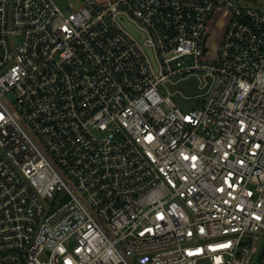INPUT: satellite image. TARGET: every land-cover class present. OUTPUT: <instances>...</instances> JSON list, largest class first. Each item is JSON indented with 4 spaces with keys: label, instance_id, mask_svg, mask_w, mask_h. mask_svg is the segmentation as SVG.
I'll return each mask as SVG.
<instances>
[{
    "label": "built area",
    "instance_id": "1",
    "mask_svg": "<svg viewBox=\"0 0 264 264\" xmlns=\"http://www.w3.org/2000/svg\"><path fill=\"white\" fill-rule=\"evenodd\" d=\"M75 2L0 0V264H251L246 244L264 236V13ZM217 8L230 17L204 61ZM182 83L194 93L172 89Z\"/></svg>",
    "mask_w": 264,
    "mask_h": 264
},
{
    "label": "rangeland",
    "instance_id": "2",
    "mask_svg": "<svg viewBox=\"0 0 264 264\" xmlns=\"http://www.w3.org/2000/svg\"><path fill=\"white\" fill-rule=\"evenodd\" d=\"M243 5H249L253 8L258 9L262 13H264V0H237ZM56 5L62 10L65 11L70 3L76 5L75 0H54ZM229 13L226 12L223 8H217L211 17V20L208 25L207 33L209 34L207 47L209 49V53L203 56L204 61H209L212 57H216L221 41L226 32L227 24L229 21ZM20 38L15 39V43H19ZM162 93L166 96H170L173 102L184 111L192 108L194 105L192 101H188L185 98V93L182 90L173 94L170 89H162ZM13 97H8V99H12ZM246 246L250 250V260L251 264H258L260 255L264 249V236H259L256 239L250 240L246 244Z\"/></svg>",
    "mask_w": 264,
    "mask_h": 264
},
{
    "label": "water",
    "instance_id": "3",
    "mask_svg": "<svg viewBox=\"0 0 264 264\" xmlns=\"http://www.w3.org/2000/svg\"><path fill=\"white\" fill-rule=\"evenodd\" d=\"M124 26L129 29L132 33H134L140 40L142 39V35L137 32L131 25L127 24V23H124ZM150 54V52H149ZM176 88H181L183 89L184 91H186L188 94H193L194 93V89H189L188 87V84H180L178 86H174L172 87V89H176Z\"/></svg>",
    "mask_w": 264,
    "mask_h": 264
}]
</instances>
